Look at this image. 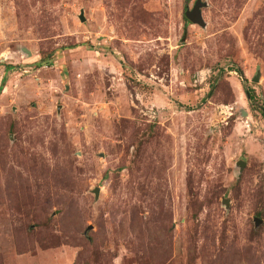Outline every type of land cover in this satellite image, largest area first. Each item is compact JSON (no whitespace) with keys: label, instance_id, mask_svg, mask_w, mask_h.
<instances>
[{"label":"rangeland","instance_id":"rangeland-1","mask_svg":"<svg viewBox=\"0 0 264 264\" xmlns=\"http://www.w3.org/2000/svg\"><path fill=\"white\" fill-rule=\"evenodd\" d=\"M0 264H264V0H0Z\"/></svg>","mask_w":264,"mask_h":264},{"label":"water","instance_id":"water-1","mask_svg":"<svg viewBox=\"0 0 264 264\" xmlns=\"http://www.w3.org/2000/svg\"><path fill=\"white\" fill-rule=\"evenodd\" d=\"M201 4L200 2H196V4L194 5V7L192 8L191 11H187L185 13V17L187 18V20H189L191 23L193 24H198L200 26H203L202 23V19H201V15H200V9ZM255 82H257V79L254 80ZM98 195V189L96 190V196ZM226 204H228V202H226ZM254 223L256 225L260 224L261 221L260 220H255Z\"/></svg>","mask_w":264,"mask_h":264},{"label":"trees","instance_id":"trees-1","mask_svg":"<svg viewBox=\"0 0 264 264\" xmlns=\"http://www.w3.org/2000/svg\"><path fill=\"white\" fill-rule=\"evenodd\" d=\"M234 72H235L236 74H238L239 77H241V72H240V70H236V71H234ZM244 93H245V95H246L247 98L250 97V96H249V92H248L247 90H245Z\"/></svg>","mask_w":264,"mask_h":264}]
</instances>
